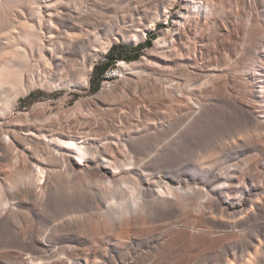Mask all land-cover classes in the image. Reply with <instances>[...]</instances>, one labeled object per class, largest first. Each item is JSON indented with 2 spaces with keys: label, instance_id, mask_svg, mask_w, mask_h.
Listing matches in <instances>:
<instances>
[{
  "label": "bare ground",
  "instance_id": "1",
  "mask_svg": "<svg viewBox=\"0 0 264 264\" xmlns=\"http://www.w3.org/2000/svg\"><path fill=\"white\" fill-rule=\"evenodd\" d=\"M0 264H264V0H0Z\"/></svg>",
  "mask_w": 264,
  "mask_h": 264
},
{
  "label": "rangeland",
  "instance_id": "2",
  "mask_svg": "<svg viewBox=\"0 0 264 264\" xmlns=\"http://www.w3.org/2000/svg\"><path fill=\"white\" fill-rule=\"evenodd\" d=\"M94 1V0H92ZM97 1V0H96ZM85 5V2L83 3ZM87 4V3H86ZM86 6V5H85ZM85 9V8H84ZM110 15V14H109ZM169 28V23L166 22H158L156 25V28L154 31L150 32L144 41L139 42L138 44H133V43H116L114 44L110 50L112 51L107 53V55L98 60V62L95 63L93 70L91 72L90 78H91V84L88 88L84 89L81 92L76 93L75 99L82 98V97H92L95 94H97L104 85L109 86L116 84V82L119 80L118 77V71L122 69V63L125 62L127 64L137 61L142 57H146L147 52L150 51L151 49L154 48L155 46V41L158 39L159 34ZM153 39L151 42L150 46H146L145 42L149 39ZM110 63L109 66H107L102 75H99L97 72H95V67L99 66L101 68L104 64ZM109 76V78H108ZM59 92L64 94V90H57V94H55V98L58 99L61 97ZM40 95L42 96L43 92L40 91ZM40 97L36 96V94H33L26 102L27 106H30L34 104L37 100H39ZM198 142V141H197ZM195 141V143H197ZM200 142V141H199ZM194 143V148L196 145L199 146L200 143L195 144Z\"/></svg>",
  "mask_w": 264,
  "mask_h": 264
},
{
  "label": "trees",
  "instance_id": "3",
  "mask_svg": "<svg viewBox=\"0 0 264 264\" xmlns=\"http://www.w3.org/2000/svg\"><path fill=\"white\" fill-rule=\"evenodd\" d=\"M152 40L153 39H149V40H147L145 43V45L146 46H150L151 45V42H152ZM112 51V49L109 51V53ZM110 65V63H109V61H108V63H106V64H104L101 68H99V66H96L95 67V72H97L99 75H102L103 74V71H104V69L107 67V66H109Z\"/></svg>",
  "mask_w": 264,
  "mask_h": 264
},
{
  "label": "built area",
  "instance_id": "4",
  "mask_svg": "<svg viewBox=\"0 0 264 264\" xmlns=\"http://www.w3.org/2000/svg\"><path fill=\"white\" fill-rule=\"evenodd\" d=\"M109 78V77H108Z\"/></svg>",
  "mask_w": 264,
  "mask_h": 264
}]
</instances>
